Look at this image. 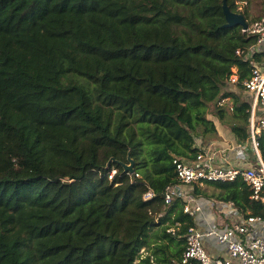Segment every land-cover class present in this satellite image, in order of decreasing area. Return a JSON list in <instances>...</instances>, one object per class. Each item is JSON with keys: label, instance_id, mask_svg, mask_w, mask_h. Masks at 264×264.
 <instances>
[{"label": "trees", "instance_id": "1", "mask_svg": "<svg viewBox=\"0 0 264 264\" xmlns=\"http://www.w3.org/2000/svg\"><path fill=\"white\" fill-rule=\"evenodd\" d=\"M223 1L0 0V264H180L197 215L165 201L174 160L194 161L216 119L249 138L260 55L237 54L256 38L225 27ZM248 2L227 0L247 20ZM129 152L135 174L107 168ZM189 185L264 219L242 177Z\"/></svg>", "mask_w": 264, "mask_h": 264}, {"label": "built area", "instance_id": "2", "mask_svg": "<svg viewBox=\"0 0 264 264\" xmlns=\"http://www.w3.org/2000/svg\"><path fill=\"white\" fill-rule=\"evenodd\" d=\"M243 32L249 37H255L256 43L247 52L238 50L237 54L241 56L246 53V57L257 52L260 54L264 50V17L248 21V28L243 29ZM229 81L237 83V75L231 76ZM243 85L250 98L249 140L255 151V160L247 167L214 166L211 151L202 149L194 161L176 158L174 164L179 181L185 185L203 181H234L237 177H242L251 189V198L264 204V159L259 150V137L264 132V63L253 64L251 75ZM117 174L118 169L113 167L108 174L109 180L112 181ZM136 177L139 175L136 174ZM177 194L178 187H169L165 196L166 203L170 204ZM153 195L149 191L145 199L148 200ZM200 211L201 207L198 205L185 206V212L190 215L194 216ZM258 227L264 228V219L252 216H240L223 229L201 231L198 227H191L186 235V248L180 264H264V237L257 235L256 231L252 233ZM210 238L225 246L229 255L227 258L212 257L208 253L205 239Z\"/></svg>", "mask_w": 264, "mask_h": 264}, {"label": "crops", "instance_id": "3", "mask_svg": "<svg viewBox=\"0 0 264 264\" xmlns=\"http://www.w3.org/2000/svg\"><path fill=\"white\" fill-rule=\"evenodd\" d=\"M257 54L259 53L257 52ZM259 55L260 60L253 62L254 64L261 65L264 63V50L261 51ZM234 73H236V70ZM215 122L220 132L221 126L223 127L224 125L220 122H217V119ZM226 128L228 129L227 133L225 132L223 135L220 133L218 134L219 136L222 135L224 139L218 141V137H216L213 140L205 141L204 143L202 142L203 144L201 141H199L197 146H200L204 150L211 151L214 158V166H249L255 160V151L250 144L249 138L245 143H238L230 129L228 127ZM197 184L202 185V183ZM178 188L179 195L184 196L183 199L187 204L191 206L198 205L201 207V211L196 214L197 227L201 231H207L211 228L223 229L227 226H230L233 221L238 220L240 216L244 217V215L239 212L233 202L223 203L217 201L216 199H196L190 193L193 189L192 185L181 184ZM255 231L257 235L264 237V228L258 227L256 230H252V233ZM205 244L208 253L212 257L227 258L229 256L225 246L218 244L215 239H205Z\"/></svg>", "mask_w": 264, "mask_h": 264}, {"label": "water", "instance_id": "4", "mask_svg": "<svg viewBox=\"0 0 264 264\" xmlns=\"http://www.w3.org/2000/svg\"><path fill=\"white\" fill-rule=\"evenodd\" d=\"M223 12L227 21L225 27L240 25L244 30L248 28V20L246 19V17L242 13L233 12L227 3V0L223 1ZM113 164L121 166L124 173L135 174L136 172L135 160L131 157L130 152L128 154L127 163L119 162L115 158H112L108 162L107 168H110Z\"/></svg>", "mask_w": 264, "mask_h": 264}, {"label": "rangeland", "instance_id": "5", "mask_svg": "<svg viewBox=\"0 0 264 264\" xmlns=\"http://www.w3.org/2000/svg\"><path fill=\"white\" fill-rule=\"evenodd\" d=\"M248 1L249 2L247 4L241 3L242 5L240 7L243 10H244L245 7H248V11H249L248 20H249V22L256 21V20L261 19L262 17H264L263 11L259 7L258 3L255 0H248ZM259 16H261V17L259 18ZM229 90L235 91L237 93H241L242 98H245V99L247 98L245 92L244 91L243 92L240 91L239 88L235 84L231 83V85L229 87ZM223 103H225V106H227V107H231L232 106V101L230 99H227V100L223 101ZM217 122H219V121L217 120ZM227 130L228 129L226 127H224V126L222 127L221 126L219 133L223 135V134H225V132L227 133ZM222 135H220V136L218 135V139H217L218 141L224 139V137ZM217 143H219V142H217ZM144 254H147V251Z\"/></svg>", "mask_w": 264, "mask_h": 264}]
</instances>
